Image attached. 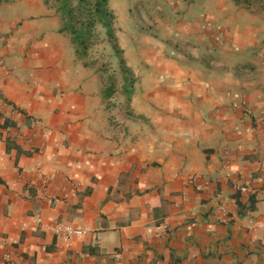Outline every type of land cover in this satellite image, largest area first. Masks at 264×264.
I'll list each match as a JSON object with an SVG mask.
<instances>
[{"label":"crops","instance_id":"obj_1","mask_svg":"<svg viewBox=\"0 0 264 264\" xmlns=\"http://www.w3.org/2000/svg\"><path fill=\"white\" fill-rule=\"evenodd\" d=\"M182 2L120 35L126 112L54 8L0 3V264H264V17Z\"/></svg>","mask_w":264,"mask_h":264},{"label":"trees","instance_id":"obj_2","mask_svg":"<svg viewBox=\"0 0 264 264\" xmlns=\"http://www.w3.org/2000/svg\"><path fill=\"white\" fill-rule=\"evenodd\" d=\"M15 0H0V3ZM191 3L193 0H184ZM234 5L250 14L264 17V0H231ZM47 6L55 10L59 21V32L68 36L75 55L85 67L96 68L103 77L105 89L102 95L106 107H112L119 102V109L128 111V106L134 94L138 78L128 65L124 50L120 46L117 35V17L110 6V0H43ZM103 30L105 40L116 59L117 70L105 63H98L91 51ZM120 100V101H119ZM11 124L4 122V127ZM255 199L250 196L248 203H242L236 195L238 213L243 214L255 208Z\"/></svg>","mask_w":264,"mask_h":264},{"label":"rangeland","instance_id":"obj_3","mask_svg":"<svg viewBox=\"0 0 264 264\" xmlns=\"http://www.w3.org/2000/svg\"><path fill=\"white\" fill-rule=\"evenodd\" d=\"M177 3L183 2L182 0H110V6L117 17L116 27L119 43L120 35L123 45L129 41L128 28L129 26L131 27V24L135 23L137 26H141V28L138 27L142 30L140 32L147 34V29L155 25L153 21L156 16V8L162 4L176 5ZM127 10L129 15H127ZM91 55L98 60L99 64L105 63L111 69L117 70L116 59L112 55V50L105 40L103 30H100L99 39L93 47Z\"/></svg>","mask_w":264,"mask_h":264},{"label":"built area","instance_id":"obj_4","mask_svg":"<svg viewBox=\"0 0 264 264\" xmlns=\"http://www.w3.org/2000/svg\"><path fill=\"white\" fill-rule=\"evenodd\" d=\"M243 108L245 107V102L241 101L239 103H236L233 105V108ZM11 139L19 142H27V137L23 133H21L19 130L15 131L11 136ZM52 231L56 235L63 236L65 238H71L73 236H82L85 232L89 231V229L81 230L76 229L71 226L57 224L52 228Z\"/></svg>","mask_w":264,"mask_h":264}]
</instances>
